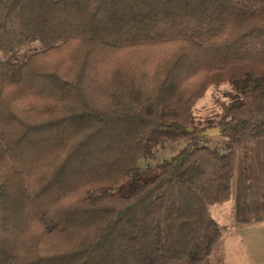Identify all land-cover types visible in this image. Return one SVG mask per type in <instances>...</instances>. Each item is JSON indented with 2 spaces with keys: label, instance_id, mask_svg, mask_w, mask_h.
Returning a JSON list of instances; mask_svg holds the SVG:
<instances>
[{
  "label": "trees",
  "instance_id": "trees-1",
  "mask_svg": "<svg viewBox=\"0 0 264 264\" xmlns=\"http://www.w3.org/2000/svg\"><path fill=\"white\" fill-rule=\"evenodd\" d=\"M256 142L264 0H0V264L201 261Z\"/></svg>",
  "mask_w": 264,
  "mask_h": 264
},
{
  "label": "rangeland",
  "instance_id": "rangeland-1",
  "mask_svg": "<svg viewBox=\"0 0 264 264\" xmlns=\"http://www.w3.org/2000/svg\"><path fill=\"white\" fill-rule=\"evenodd\" d=\"M209 210L223 235L205 259L172 264H264V167L260 143L253 145L251 167L247 173L243 172L241 153L237 152L231 193L225 201L210 205ZM235 218L254 220L255 224L250 229H230Z\"/></svg>",
  "mask_w": 264,
  "mask_h": 264
},
{
  "label": "crops",
  "instance_id": "crops-1",
  "mask_svg": "<svg viewBox=\"0 0 264 264\" xmlns=\"http://www.w3.org/2000/svg\"><path fill=\"white\" fill-rule=\"evenodd\" d=\"M255 224L254 220H247V221H241L239 220V218H235L233 220V223H232V226L230 227V229H250L251 227H253ZM224 229H227V228H224ZM223 235V234H222ZM240 240L244 243L245 240H244V237L241 236L240 237ZM248 252H249V249H248ZM248 255H250V253H248Z\"/></svg>",
  "mask_w": 264,
  "mask_h": 264
},
{
  "label": "water",
  "instance_id": "water-1",
  "mask_svg": "<svg viewBox=\"0 0 264 264\" xmlns=\"http://www.w3.org/2000/svg\"><path fill=\"white\" fill-rule=\"evenodd\" d=\"M220 132H221V131H220V128H219V127H210V128H206L204 131H202V132L200 133V135H199L200 138L197 139V140L193 143V145L198 144V143L201 141V139H203L204 137L219 135Z\"/></svg>",
  "mask_w": 264,
  "mask_h": 264
}]
</instances>
